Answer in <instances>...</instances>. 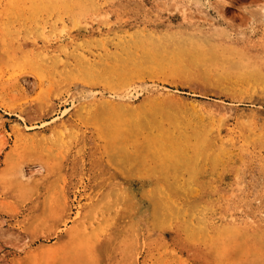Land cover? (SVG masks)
Returning <instances> with one entry per match:
<instances>
[{
  "label": "rangeland",
  "instance_id": "rangeland-1",
  "mask_svg": "<svg viewBox=\"0 0 264 264\" xmlns=\"http://www.w3.org/2000/svg\"><path fill=\"white\" fill-rule=\"evenodd\" d=\"M262 219L264 0H0V264H264Z\"/></svg>",
  "mask_w": 264,
  "mask_h": 264
},
{
  "label": "bare ground",
  "instance_id": "bare-ground-1",
  "mask_svg": "<svg viewBox=\"0 0 264 264\" xmlns=\"http://www.w3.org/2000/svg\"><path fill=\"white\" fill-rule=\"evenodd\" d=\"M57 3V2H56ZM53 5H54V3H53ZM55 5H58V4H55ZM58 8V7H57ZM63 32V31H62ZM144 49V48H143ZM153 51V50H152ZM132 63V62H131ZM152 92H159V90H158V88H155V87H145L144 89H142L141 90V92H138L136 95H134V94H131V93H128V94H126V95H124V96H118V99H120V100H127V101H130V100H132V99H135V98H137V97H140V96H142V95H144V94H149V93H152ZM93 94V93H92ZM93 96V95H92ZM91 98V97H90ZM247 115H249V114H247ZM249 119V118H248ZM250 120V119H249ZM146 123V122H145ZM177 162V161H176ZM22 174V173H21ZM252 192V191H251ZM244 193V192H243ZM262 220H264V219H262Z\"/></svg>",
  "mask_w": 264,
  "mask_h": 264
}]
</instances>
